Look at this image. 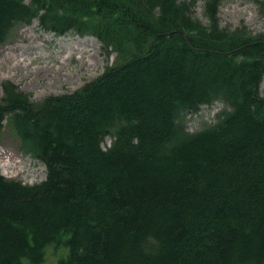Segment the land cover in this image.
<instances>
[{"label": "trees", "instance_id": "trees-1", "mask_svg": "<svg viewBox=\"0 0 264 264\" xmlns=\"http://www.w3.org/2000/svg\"><path fill=\"white\" fill-rule=\"evenodd\" d=\"M199 1L0 0V45L38 21L115 55L74 93L2 84L0 141L8 121L46 179L0 173V264H45L53 243L58 264H264V33L222 26L224 0L201 19Z\"/></svg>", "mask_w": 264, "mask_h": 264}, {"label": "rangeland", "instance_id": "rangeland-1", "mask_svg": "<svg viewBox=\"0 0 264 264\" xmlns=\"http://www.w3.org/2000/svg\"><path fill=\"white\" fill-rule=\"evenodd\" d=\"M195 12L203 19V0L197 3ZM219 17L224 27L243 24L255 34L264 33V19L260 18L257 6L252 2L224 0ZM30 26L33 28L29 30ZM72 48L77 51H72ZM114 59V55L108 57L105 54L102 44L94 37H81L74 33L58 36L43 31L38 21L18 26L9 40L0 45V102L4 97L2 84L6 81L17 85L35 101L74 93L99 77ZM261 91L264 96V81ZM220 109L217 104L205 106L197 115L189 117V132L214 124ZM8 123L5 121L0 141V173L9 180L28 185L44 181L46 167L22 152L21 141ZM110 145L111 139L107 138L103 148ZM68 238L66 236L63 241ZM44 253L45 264H58L67 259L69 248L65 243H53L45 247ZM23 262L29 263L27 259Z\"/></svg>", "mask_w": 264, "mask_h": 264}, {"label": "bare ground", "instance_id": "bare-ground-1", "mask_svg": "<svg viewBox=\"0 0 264 264\" xmlns=\"http://www.w3.org/2000/svg\"><path fill=\"white\" fill-rule=\"evenodd\" d=\"M37 26V24H35ZM34 26V25H33ZM33 27L30 26L29 30L32 29ZM27 29H25V32H26ZM36 42V40H34ZM72 51H77L75 48H72ZM44 56H45V53H44ZM12 157V155H10ZM18 164H19V161H18Z\"/></svg>", "mask_w": 264, "mask_h": 264}]
</instances>
